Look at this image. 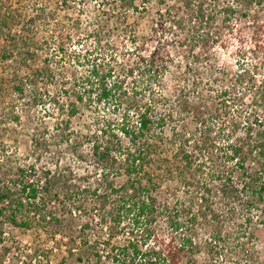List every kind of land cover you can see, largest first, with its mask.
<instances>
[{
  "label": "trees",
  "instance_id": "trees-1",
  "mask_svg": "<svg viewBox=\"0 0 264 264\" xmlns=\"http://www.w3.org/2000/svg\"><path fill=\"white\" fill-rule=\"evenodd\" d=\"M98 1V24L114 19L124 23L125 36L133 45L124 52V59L112 53L105 64L104 58L100 59L103 63L93 59L90 70L75 79L71 91L65 85L68 80L56 92L50 91L56 78L50 65L24 78L19 76L20 68L15 69L9 79L0 81V87L11 83L14 94L29 96L32 104L48 101L62 115L67 113V119L61 117L56 125V129L63 128L54 141L70 148L77 147L70 125L80 106L108 103L114 111L122 109L118 124L107 121L98 136L94 135L92 156L99 168L96 185L70 168L54 171L19 165L13 176L1 175L0 240L6 225L55 235L71 232L64 234L66 249L59 245L58 264H264L249 246L259 226L264 227V42L263 47L255 44L253 58L258 61L241 65L229 85L216 89L212 84L217 78L208 80L210 92L216 94L200 101L196 131L188 137L182 135L179 140L165 135L168 114L159 112V107L166 100L155 88L166 69L159 55L163 51L172 60L160 46V31L187 24L180 20L185 10L188 25L194 29L192 37L201 36L196 35L198 30L206 27L208 41L218 40L225 28L232 31L230 23L236 18L237 29L250 28L253 37L260 38L264 36V0H226L223 8L216 0H179L178 6L157 10L150 27L153 36L140 41L128 30L131 26L122 10L144 16L151 0ZM219 14L223 20L217 28ZM7 15L0 13V23H7ZM193 19L199 26L191 24ZM66 41L60 40L62 52L67 51ZM12 42V48H3L1 59L10 60L19 50L15 38ZM152 42L153 52L148 48ZM33 47L29 44L27 52L20 54L25 67L35 57L36 44ZM187 69L194 70L191 64ZM218 71L220 76L228 73L226 68ZM128 78L133 80L130 87L125 84ZM63 95L69 104L62 103L59 97ZM32 141L38 156L51 148L45 133L34 132ZM167 144L172 151H165ZM119 178L124 181L119 183ZM169 180L183 186L189 194L186 200L178 198L172 203L167 198L176 194V190L169 195L163 192ZM163 220L168 225L166 232L178 233L151 247L149 242L161 232ZM201 224L207 232H215L205 243L195 240ZM104 231L107 234L101 239L99 232ZM120 232L127 236L119 242ZM29 256L32 264H43L41 258L50 264L43 250Z\"/></svg>",
  "mask_w": 264,
  "mask_h": 264
},
{
  "label": "rangeland",
  "instance_id": "rangeland-1",
  "mask_svg": "<svg viewBox=\"0 0 264 264\" xmlns=\"http://www.w3.org/2000/svg\"><path fill=\"white\" fill-rule=\"evenodd\" d=\"M164 1V4H161L160 0L149 1L148 13L144 16H139L129 9L122 10V13L128 16L127 23L131 26L128 30L134 32L138 41L153 36L150 27L152 18L156 16L159 8L165 11L179 4V0ZM224 1L226 0H216V3L223 8L227 4ZM97 8H100L98 0H0V13L9 14L6 17L7 23H0L2 25V29L0 28V81L3 78L9 79L15 69L20 68L19 76L24 78L28 73H33V70L50 65L56 76L49 87L50 91L56 92L66 80L68 81L65 85L71 91L75 79L90 70L93 59L100 61L104 58L102 61L105 64L110 59L111 53L116 56V59L119 57L124 59L123 56L126 55L124 52L128 50V47L133 46L129 37L125 36L124 23L114 19L109 23L106 22L107 27L106 23L98 24ZM180 20L187 24L176 29L172 27L171 30L160 31L163 42L160 46L169 51L173 61H170L167 54L162 51L159 60L162 58V64L166 63V69H163L160 84H155L157 92H162L166 100L165 105L162 108L159 107V112L165 111L168 114L164 133L169 139L179 140L184 136L188 137V133L192 135L196 131L195 115L199 111L200 101L216 94L210 92L208 80H213L214 76L217 78V82L212 84L216 86V89H220L225 84L229 85L230 77L238 68H241V65L254 64L258 61L253 58L255 44L262 46L264 42V36L254 38L253 30L250 28L237 29L236 18H233V23H230L232 31L225 28L222 37L210 41L206 37L207 32L203 31V29L208 30L206 27H202L198 30L199 34H196L203 35L202 38L201 36L192 37L194 29L188 25L189 15L186 10L180 15ZM217 20L219 22L216 26L219 28L222 25V14L217 16ZM191 24L199 26L195 19ZM96 29H103L104 32L101 30L99 34H96ZM13 38L18 42L19 50L15 51V56H11L10 60L1 59L3 48H12ZM63 38L69 40L66 41V43L69 42L66 52L60 51V40ZM25 43L32 47L36 44L37 50L35 57L28 61V67H25L20 55L21 52L24 54L27 52L28 45L26 46ZM150 44L152 46L148 48L153 52L155 43ZM256 52L261 53L258 49ZM102 61L99 63H103ZM189 64L194 68L190 72H188L189 68L187 69ZM219 68H226L227 75H218ZM139 76L140 73L136 74L137 78ZM132 82V78H128L125 84L130 87ZM6 86L3 84L0 87V176H13L19 165L23 167L34 165L40 169L50 167L54 171L70 168L77 175L90 179L91 185H96L99 168L96 167L94 156H92L94 135L98 136L107 121L118 124L116 122L122 118V109L114 111L113 105L108 103L100 106L84 103L80 106L70 125L73 130L71 139L73 143L77 142V147L70 148V145L64 142L54 141L57 132L63 128L58 126L59 129H56V125L61 117L67 119V113L62 115L57 111V105L48 101L44 105L32 104L29 96L15 95L11 83ZM59 98L64 105L70 103L65 95ZM12 110L16 113H12ZM17 116L19 121L15 118ZM34 132L45 133L51 142V148L43 152L42 156H38L35 151V143L32 141ZM123 140L126 142V139ZM165 151H172V146L167 144ZM117 181L122 183L124 178H119ZM175 190L176 194L167 197L172 203L178 198L181 201L186 200L189 194L177 181L169 180L163 187V192L167 195ZM124 222L126 223V220ZM161 224V232H156V236L149 242L151 247L161 245L163 240L172 236V233H178L166 232L169 230L165 220ZM2 233L0 264H32L29 255H33L37 249L43 250L49 256L50 264H58L59 245L64 251L66 249V242L63 241L64 234H71V232H60L55 235L48 231H25L11 225H6L5 232ZM106 234V231L99 232L101 239L105 238ZM213 234L215 232H207L201 224L199 231L196 232L195 240L205 243ZM255 235L254 244L249 246L256 251L258 260L264 263V227L259 226ZM126 236L127 232H120L119 242ZM203 257L204 255L200 254V258ZM41 259L42 263L46 264L47 259Z\"/></svg>",
  "mask_w": 264,
  "mask_h": 264
}]
</instances>
